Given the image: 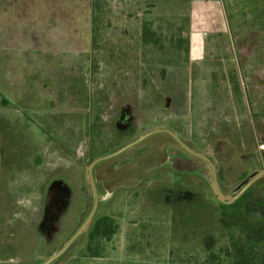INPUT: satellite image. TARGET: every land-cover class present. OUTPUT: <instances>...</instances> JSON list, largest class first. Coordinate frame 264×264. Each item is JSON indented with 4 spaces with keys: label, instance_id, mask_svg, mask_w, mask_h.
Instances as JSON below:
<instances>
[{
    "label": "rangeland",
    "instance_id": "1",
    "mask_svg": "<svg viewBox=\"0 0 264 264\" xmlns=\"http://www.w3.org/2000/svg\"><path fill=\"white\" fill-rule=\"evenodd\" d=\"M124 8L123 0L116 4L112 0L0 1V13L5 16L0 29L12 35L8 46L0 49V58L23 65L13 72L0 66V75L15 82L12 93L0 84V100L1 95L11 96L21 117L27 114L32 121L45 124L67 108L69 91L80 93L84 97V101L76 98L82 107V143L76 148L80 163L111 153L149 126L165 127L216 158L227 138L235 134L236 122L250 115L251 109H264L263 91L257 94L254 89L264 83L248 79L254 72L247 57L250 52L227 59L217 51H192L190 36L153 34L148 26L149 43L132 51H110L121 46L107 43L110 35L101 33L100 24H108L116 9L120 13ZM228 9L242 14L238 19L242 33L231 38L260 42L254 26L261 21L254 18V11H264V0H235L228 3ZM206 38L200 34V48ZM114 73L119 79L125 74V81L118 80L114 84L118 87L109 94L95 95L101 82ZM176 84L177 92H171L169 87ZM26 95L32 97L27 103ZM93 95L94 101H89ZM167 98L170 103L165 108ZM260 116L254 113V121ZM132 122L141 124L139 129H130ZM244 136L250 139V132ZM50 165L54 170L43 169L44 182L62 168L54 160ZM202 182L213 200L208 204L205 196L191 191L192 186L198 187L196 178L184 179L168 165L133 187L109 193L99 186L95 220L113 218L117 233L110 241L96 238L91 242L100 257L88 255L85 240L65 264H232L233 254L244 244L256 246L264 256V190L253 189L233 204L223 205ZM201 202L207 204L203 213L211 214L209 226L200 221ZM57 244L51 243L50 251L43 253L37 249L32 260L12 261L43 264L45 257L55 254Z\"/></svg>",
    "mask_w": 264,
    "mask_h": 264
},
{
    "label": "crops",
    "instance_id": "2",
    "mask_svg": "<svg viewBox=\"0 0 264 264\" xmlns=\"http://www.w3.org/2000/svg\"><path fill=\"white\" fill-rule=\"evenodd\" d=\"M113 2L116 4L117 0H112ZM232 2L235 0H123L124 10L118 13L116 9L111 21L105 25L100 24L99 30L101 33L107 31L110 35L107 43L120 44L119 49L114 46L109 49L114 52L132 51L140 45H145L144 26H148L151 29L148 31L153 34L180 33L190 36L192 51H217L225 53L227 59H232V56L235 59L239 53L249 51L247 57L254 67V72L249 74L248 79L255 83H260V79L264 83V11H254V18L261 21L260 25L254 26V35H259L261 41H234L231 35L242 33L243 25L238 21L242 14L228 9V3ZM4 18L0 13V22ZM201 33L208 36L205 39L208 41L204 42L202 48L198 46ZM9 38H12V35H6L0 29V49L8 46ZM230 52L233 55H229ZM6 60L8 59L0 58V66L5 67L7 71L23 66L18 62L10 63ZM121 76L125 81V74ZM122 79L118 78L117 73L108 75L107 79L101 82V86L96 88L95 95L109 94L111 88L118 87L114 84ZM0 84L5 86L8 93H12L13 86L15 87V82L8 80L6 75H0ZM26 84L28 87L30 83L27 81ZM93 86L92 84V90L95 89ZM42 87L45 88L43 82ZM169 88L171 92L173 89L176 92L178 90L177 84ZM254 89H258L255 91L257 94L263 91L264 96V86H255ZM95 95L91 96L89 101L93 102ZM67 96L71 97L68 104L65 103L67 108L52 115V121L48 118L45 124H39L32 121L27 114L22 117L18 114L19 111L13 104L14 98L1 95L0 259L4 260L0 261V264H17L12 261L15 258L32 260V254H35L37 249H41L42 253L45 250L50 251L51 243H60L71 233L83 207L85 182L76 149L82 143V107L76 98L83 96L78 92L72 95L71 91ZM31 99L30 95L24 97L25 103ZM82 99L84 101V97ZM166 100L170 103V98ZM258 111L251 109L250 115L236 122L235 134L231 138L228 137L221 150L216 152L217 159L207 153L213 159L217 178L225 188L234 186L254 167L264 165V150L259 149L260 145H264V109ZM254 113L261 115L258 120L254 121ZM123 119L126 120L127 117ZM140 125L132 122L129 127L128 123L130 129L137 130ZM247 132H250V139L246 136L244 137L247 139L241 138ZM53 160L62 168L44 182L43 169H53L50 165ZM62 172L65 177L61 175ZM193 178L198 180V187L192 186L191 191L195 193L196 190L198 195L205 196L207 204L212 202L202 177L195 175ZM56 195L62 196V199L54 203L55 197L59 198ZM206 203H200L204 206L200 221H205L209 226L211 214L203 213ZM182 213L184 216L186 211L182 210Z\"/></svg>",
    "mask_w": 264,
    "mask_h": 264
},
{
    "label": "water",
    "instance_id": "3",
    "mask_svg": "<svg viewBox=\"0 0 264 264\" xmlns=\"http://www.w3.org/2000/svg\"><path fill=\"white\" fill-rule=\"evenodd\" d=\"M169 100H166L165 106L168 107ZM158 133L159 141L151 144V151L136 159L132 164L126 168L117 171L114 174V185L132 187L136 185L140 179L159 167L165 160V149L174 147L178 150L181 147L185 152L192 154V160L194 163L202 167L204 178L216 198V200L223 205L233 204L238 197L248 189L256 187L258 184H254L257 176H262L264 170L255 172L256 175L251 174L244 181L236 185L232 189H226L220 185L215 175V164L206 155L194 146L190 142H182L177 136L167 130L164 127H154L146 131V133ZM136 151L135 149L130 150L129 156ZM114 159L108 164L116 162ZM97 161L92 162L90 165L84 167L85 170V200L86 208L80 217V225L77 227L73 236L63 245L57 253L49 258L44 259L43 264H65L73 255V253L82 246L86 232L89 228L90 223L96 213L97 209V193L95 187V180L92 173V168Z\"/></svg>",
    "mask_w": 264,
    "mask_h": 264
},
{
    "label": "flooded vegetation",
    "instance_id": "4",
    "mask_svg": "<svg viewBox=\"0 0 264 264\" xmlns=\"http://www.w3.org/2000/svg\"><path fill=\"white\" fill-rule=\"evenodd\" d=\"M154 127H162V126H149V127H146L143 130H140V131L136 132L127 141H125V143L123 145H121L117 149L113 150L111 153H109V154H107V155H105L103 157L94 159V160L89 159L85 164L79 162L80 169L82 170V173H83V176H84V182H85V170H84V167L90 165L94 161H97L94 164L93 168H92V173H93L94 180H95V187H96L98 204H97L96 213H95V215H94V217L92 219V222L90 223L89 228H88V230L86 232V236H85L84 242H85V240H86V238L88 236L89 230L92 227V225H93V223L95 221V217L97 215L98 205H99L98 187L102 186L109 193H112L116 189L121 188V187L129 188V187L121 186V185L120 186H115L114 185L115 184L114 183V181H115L114 180V174L117 171H120V170L126 168L127 166L132 164L136 159L142 157L143 155H145L146 153L151 151V149H152L151 144L152 143H156V142L159 141V138H158L159 134L158 133H152V132L146 133V131L151 129V128H154ZM170 132L174 133L180 141L189 142V141H185L182 138H180L177 133H175L173 131H170ZM190 143H192V142H190ZM192 144H194V143H192ZM194 146L198 149V151L204 153L206 155V157H208L214 163L213 159L211 157H209L206 152L201 150L196 144H194ZM135 148H136V151L133 152L129 156L130 150L135 149ZM179 149L180 150H178V149H176L174 147H169L168 146L165 149V160H164V162L159 167H157L156 169L162 167L163 165H168V167H170L174 171L178 172L182 176V178H184V179H190V177L193 178V176L198 175V176H201L203 178V180L206 182V180L204 178V175H203L202 167L199 166L198 164L194 163V160H192V156L193 155L188 153V152H185L181 147H179ZM114 159H119V160H116V162L113 163V164H108V163H110V161H113ZM156 169H154V170H156ZM262 170H264V165H262L260 167H254L250 172H248V174H246V176L242 180L237 182L234 186H232L230 188H226V189L234 188L236 185H238L239 183L244 181L246 178H248L251 174H253V172H254V175H256L255 172L257 173V171H262ZM153 171H151V172H153ZM150 173H148V174H150ZM146 175H144L140 179V181L138 183H140L142 181V179ZM215 175H216V179H217L218 183L220 185H222L221 182L218 180L219 178H217L218 174L216 172V168H215ZM254 184H258V185L256 187H253V188L248 189L245 192H243L238 197V199L240 197H242L244 194H246L247 192H249V191H251L253 189L262 188L264 190V174L262 176H259V177L257 176V178H255V180H254ZM136 185H134V186H136ZM56 196H59V195H56ZM55 198L56 199H54V201H53L54 203L56 201H58V199H62V196H59V198H57V197H55ZM54 203H53V205H54ZM83 205H84V207H82L80 213L78 214V219H77V222L75 224V227L72 228L71 233L67 237H65V239L62 242L57 244L58 246L55 248V251H54L55 253H57L58 250L63 247V246H61L62 244H65L73 236V234L75 233L77 227L80 225V217H81V215L83 214V212L85 211V208H86L85 187H84Z\"/></svg>",
    "mask_w": 264,
    "mask_h": 264
},
{
    "label": "trees",
    "instance_id": "5",
    "mask_svg": "<svg viewBox=\"0 0 264 264\" xmlns=\"http://www.w3.org/2000/svg\"><path fill=\"white\" fill-rule=\"evenodd\" d=\"M148 30L144 26L143 39L145 42L148 41ZM146 35V37H144ZM179 43V42H178ZM117 222L108 216L100 217L96 219L89 230L87 236L86 249L89 252V256L96 258L100 257L101 254L98 251V247L92 248L91 242L96 238H102L106 241H110L111 238L117 233L118 230ZM256 246L251 244H244L237 249L236 254H233L232 264H264V256L262 252L256 251ZM254 254H259V258H256Z\"/></svg>",
    "mask_w": 264,
    "mask_h": 264
},
{
    "label": "built area",
    "instance_id": "6",
    "mask_svg": "<svg viewBox=\"0 0 264 264\" xmlns=\"http://www.w3.org/2000/svg\"><path fill=\"white\" fill-rule=\"evenodd\" d=\"M259 149H260V150H264V145H260V146H259Z\"/></svg>",
    "mask_w": 264,
    "mask_h": 264
}]
</instances>
